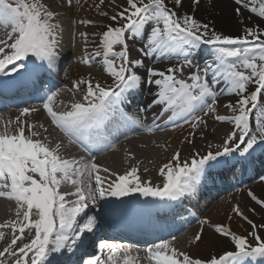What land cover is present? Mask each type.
Returning <instances> with one entry per match:
<instances>
[{
    "label": "snow or ice",
    "instance_id": "obj_1",
    "mask_svg": "<svg viewBox=\"0 0 264 264\" xmlns=\"http://www.w3.org/2000/svg\"><path fill=\"white\" fill-rule=\"evenodd\" d=\"M103 2L100 0L101 4ZM198 3L199 0H193L194 5ZM234 3L238 6L235 9L237 16H242V10H246L264 19V0H234ZM127 5L111 17L113 21L119 17L125 23L119 27L108 25L98 49L91 54L87 53L88 33H80L86 53L81 62L91 65L98 60L102 72L112 78L113 84L104 87L99 83L93 85L90 79L77 81L75 88L79 89L82 84L86 86L84 102L73 103L71 110L66 112L55 111L52 107L55 94L47 95L43 108L51 123L69 138L70 143L75 142L91 152L93 138L102 137L110 123L132 120L123 106L145 82L158 88L151 103L164 106L161 115L171 112L170 123L178 125L183 121L191 123L193 128L203 123L198 113L215 112L219 95L228 94L237 97L234 102L225 104L233 115L216 116L217 120L232 124L223 151L208 152L203 156L197 154L190 162H181L180 153L176 152L171 162L159 170L162 187L154 186L151 181L141 180L137 167L130 168L125 174H117L99 168L94 162L76 166L77 161L62 159L60 144L50 148L41 140L34 141L32 137L39 133L32 130V125H28L30 135L25 136L24 122L18 117L15 134L9 133L7 126L0 132V197L15 200L20 208L26 205V210L19 227L16 222L0 224V228L10 226L13 230L10 244L0 251V264H7V258H12V264H137L138 258L131 256L124 245L106 240L99 243V253L89 254L88 249L95 247L96 241L86 233H93L99 220V217L89 215V203L95 206L99 200H104L110 208L118 209L127 203L122 198L135 194L160 201H179L195 193L196 186L210 175L212 167L229 163L218 157L231 156V162L244 166L255 153L264 154V101L261 100L264 95V30L258 25L246 26L242 36H224L215 29L210 30L209 25L200 23L192 15L178 17L164 0H148L147 3L127 0ZM175 5L179 7L181 0H175ZM79 23L88 25L92 22L81 20ZM0 26L10 28L7 38L0 40V74L36 85L57 70L63 28L56 20V13L41 0H0ZM137 39L143 41L139 49L143 57H183L184 65L197 70L185 80L176 75L183 72V65L166 71L148 67L145 81L138 72L145 68L144 59H130L128 40L135 42ZM117 45L119 51L115 50ZM204 45L209 46L212 61H205L201 68L194 63L193 56ZM250 84L255 87L250 94H245ZM31 111L34 109L25 107L21 109V115H29ZM108 147L111 145H103L101 150ZM85 171L90 178L87 184L72 179V176H83ZM101 171L109 172L115 178L102 179ZM93 174L94 185L91 183ZM64 181L75 185V191L61 193L59 187ZM4 188H10V191L5 192ZM248 195L264 208V199L251 191ZM67 196L75 199L66 200ZM107 197L116 198L120 204H114ZM233 211L243 217L239 206ZM31 216L38 219L32 220ZM26 228L30 230V236L34 229V236L30 242L16 247L17 241L24 239ZM253 228H256L255 224ZM17 229L19 235L15 234ZM215 231L230 238L233 250L218 258L211 256L202 260L191 258L172 247L169 241L161 240L146 248L147 259L151 264H264V240L255 232L252 236L256 246H252L245 237L225 226L218 225ZM194 239L199 242L202 234L197 233ZM106 248L110 251L102 258Z\"/></svg>",
    "mask_w": 264,
    "mask_h": 264
},
{
    "label": "rangeland",
    "instance_id": "obj_2",
    "mask_svg": "<svg viewBox=\"0 0 264 264\" xmlns=\"http://www.w3.org/2000/svg\"><path fill=\"white\" fill-rule=\"evenodd\" d=\"M72 1L73 0H71V3H69L68 0H41L42 3L48 6L49 10L56 13V20L61 25L62 23L58 18L59 13L55 10H58L62 13L71 10L70 15L73 19L76 18V21H73V25H70L72 26V34L70 35V39H72L74 43L83 44L84 54H86L85 44L80 36V33H88L89 43L87 47V53L91 54L94 50L98 49L101 35L104 31L107 30L108 25L119 27L125 23V21L123 19H120L119 17L116 21H113L111 17L117 15L119 12L123 11L124 8L128 7L127 0H104L103 4L100 3V0H86L87 3L83 6L85 8L84 15H82V10L84 8L80 10L77 6L75 8H72L74 6L72 4ZM144 2L147 3L148 0H144ZM164 3L168 8L175 11L178 17H182L185 14L192 15L200 23L209 25L210 30L215 29L218 34L224 36H242L243 30L246 26L254 27L258 25L260 29L264 30V19H261L246 10H242V16H237L235 9L238 6L234 3V0H199V3L196 5L193 4V0H181V5L179 7L175 5V0H164ZM72 11H75L74 14L72 13ZM101 13H105L106 15H102ZM81 20L91 21L92 23L84 25L79 23ZM128 44L130 49V59H144L145 68L139 69L138 72L144 77L145 81L147 80L145 73L148 67L155 68L158 71H166L170 67L179 68L183 65V72H177L176 75L179 79L185 80H187V78L197 70L195 67L184 65L183 57H143L139 51V49L143 46V41L140 39H137L135 42L132 40H128ZM115 50L119 51L120 46L117 45ZM199 52L202 53L201 59L203 61H198V63H196V57H193V61L195 64H199V66L203 68L205 61H212L209 46H202L201 49L196 52V54ZM70 62H72L71 59L66 60L64 67H62L60 71L61 76H64L66 73H68V66ZM89 67V79L92 81L93 85L99 83L104 87H110L113 84L112 78L102 72L101 65L98 60L89 65ZM254 87V84H250L248 87V91L245 94H250L253 91ZM143 88H145V90L141 92ZM157 91L158 88L156 85H150L145 82L138 90H136V93L141 92L140 95H137V99H140L141 105L144 106L146 103L145 98L148 99L150 97H155L154 93H156ZM144 92H146L145 95ZM236 99L237 97L233 95H219L216 105V111L209 112L207 115H205L204 113H198L197 115L201 118L203 123H200L195 128L192 127L191 123H184L183 121H179L177 126L183 127V132L187 137V141L189 142L188 147H192L195 150L200 151V156L206 155L208 152L215 153L217 151H223L225 138L226 135L232 130V124L229 122H221L216 119V116H232L233 113L225 107V104L232 103ZM261 100L264 101V95L261 96ZM162 107L164 106L158 105L157 109L155 111L153 110L150 115H140L136 119V121H138V129L135 133V136L133 134L134 137L142 139L149 136V134H151L154 130L151 129L149 131V124H151V122L158 123V125L156 126H166V123L169 122V116H171V112L165 113L163 117H161ZM4 120L6 123L11 121V119L7 118H4ZM144 121H147L146 125H143L142 122ZM220 126L224 127V131L222 132V134H218ZM165 130L171 129L166 128ZM129 147L130 143L126 144L124 147L125 151L122 149L121 154L127 155L125 154V152L126 149L130 150ZM165 149L169 150V147L167 146ZM223 158L226 157H218V159L220 160H231L230 156L226 159ZM75 161L78 162L77 166L90 164L88 162L89 160L83 158L81 155L78 156ZM211 163L214 164L215 162ZM215 168H218V166ZM257 168L258 166L254 165L251 166L250 169L255 171ZM248 169L249 168H247L246 166H243L242 168H240V166H236L235 168H232L225 172L227 174L226 181L230 185L234 184L232 185V191L223 196L218 195L215 197V199L210 198L209 201L213 202L216 199V201H221L224 198L229 197L227 198L226 210L221 216L220 221H218V223L221 224H216V222L212 221L211 219L207 220V223H204L202 239L199 242L195 241V244L193 245L196 246L197 249L190 251L191 255L194 258H200L202 260H207L211 256H216L218 258L224 252L233 250L234 246L231 244L230 238L222 236L215 231V227L218 225L225 226L231 232L245 237L248 240L249 244L252 246H256V241L252 236L253 232H255V234L258 235L261 240H264V208L256 204L255 201H253L248 195L249 191H251L257 197L264 199V168L257 172V174H259L255 178H248V176L246 175V172L249 171ZM86 175H88L87 172ZM237 178H240V180L243 181H238ZM215 203H212V205L214 206ZM236 206H239L240 211L243 213V217H247V219H244L242 216L237 215L233 211ZM197 210L198 209H194V211L196 212ZM201 213L203 212L200 211V214ZM36 218L38 219V217ZM227 219H233L231 224H226ZM249 221H251L252 223H249ZM191 222L198 223L197 220H191ZM253 224L256 225L255 229L253 228ZM29 231V229H25L24 239L19 240L21 245L30 242L32 236H34L35 230L31 229L32 236L29 235ZM16 233L19 235V231H16ZM173 245H176L175 242L171 244V246ZM208 247H214V251H209Z\"/></svg>",
    "mask_w": 264,
    "mask_h": 264
},
{
    "label": "bare ground",
    "instance_id": "obj_3",
    "mask_svg": "<svg viewBox=\"0 0 264 264\" xmlns=\"http://www.w3.org/2000/svg\"><path fill=\"white\" fill-rule=\"evenodd\" d=\"M86 3H87L86 0H73L72 4L74 6L72 8H75L77 6L79 7L78 9L80 10L84 8L83 6L86 5ZM55 11L59 13L58 18L62 23L63 32L60 38V60L58 63V67L57 70L54 73H52L50 77L55 78L54 77L55 75L56 76L60 75L59 71L62 67H64L66 60L71 59L72 62H70L68 66L69 68L68 73H66L64 76L61 77L58 76L59 80H56V84L49 89L50 90L49 93L55 94L52 104L53 109L57 112H66L71 110V105L73 103L84 102L83 97L86 94V86L82 84L80 85L79 89H77L74 87V84L80 80H89L90 73L88 72H90V67L89 65H86L81 62V58L85 55L83 51L84 49L83 44L74 43L72 39H70V35L72 34V29H71L72 26L70 25H73V21H76V18L73 19L71 17L70 15L71 10L65 13H62L58 10ZM74 12L72 11L73 14ZM84 14H85V8L82 10V15ZM9 31L10 28L4 29L2 26H0V40H5L8 36ZM6 51L8 50L6 49ZM0 76L8 77L3 74H0ZM48 83H51V81H48ZM46 86L48 87V84ZM144 90L145 88H143L141 92H143ZM24 91H28V96L32 98L35 97L34 91L37 93V90L35 89L34 90L24 89ZM141 92L138 93L141 94ZM145 94L146 92H144V95ZM154 99L155 97H150L148 99L145 98L146 103L144 105V110L147 113L146 116L150 115L153 110L155 111L159 105V104L153 105L151 103ZM25 107L34 109V111H31L29 115L22 116L21 109ZM3 111L5 112H3V114L0 116V132H3L5 130V126H7L9 133L15 134L17 130V118L19 117V120L24 122L25 136L30 135L28 125H32L33 126L32 130L39 133L38 136L32 137L34 141L41 140L44 143L48 144L50 148L55 147L56 144H60L61 147H60L59 155L62 159L75 161L78 158V156H80L77 148L69 142V138L66 137L62 132L59 131V129H57L51 123V118L47 115V112L44 110L43 106L28 107L24 105L18 109L14 108L12 111L11 110L10 111L3 110ZM4 118L11 119L12 123L10 124L6 123ZM156 125H158V123L156 122H151V124H149V128L154 129L152 133L149 134V136L142 139L136 137H132L129 140L124 139L125 141H123L120 144V146L117 145L113 147L111 149V152H106L107 154L103 155V157L97 156L92 159H89L88 162L89 163L94 162L99 168L101 169L107 168L110 170V173H117V174H125V172L128 171L130 168L137 167L139 169L138 175L140 176L141 180L151 181L152 185L162 187L163 178L160 176L159 170L164 164L171 162L172 157L176 152L180 153L181 162L184 161L190 162L193 156L197 154L200 155L201 152L195 150L192 147H188L189 142L187 141V137L183 132V127H176L177 126L176 123H170V122L166 124V126H156ZM253 127H254V123H253ZM166 128H170L171 130H165ZM223 128H224L223 126L219 127L218 134H222V132L224 131ZM45 129H47V131H45ZM110 131L113 132V129H110ZM45 137H47V139H45ZM129 143H130V147H129L130 150L126 149L125 152V154L127 155L121 154V150L123 149L125 151L124 147L126 144ZM167 146L169 147V150L165 149ZM255 155H257L255 159L257 160L258 163L261 164V162H264V154L257 152L253 156ZM215 172H219V170L214 169L213 171L210 172V174H213ZM99 174L101 175L102 179L115 178L114 176H110L109 172L101 171ZM206 177L203 178L201 183L196 186V191L194 194H189L183 197V199L185 200L188 199L187 201L189 207L194 209L197 208L198 210L197 212L195 211L193 215H187V213L184 214V218H182V220L187 219V220L195 221L196 219L198 223L193 224V222L192 223L189 222L188 223L189 225H187V223L185 224L182 223V225H184L185 227L184 231H182L183 234H181L180 232L181 235L180 234H179L180 236L177 235L179 236L177 237L178 239L172 242V243L175 242L176 244L173 245L172 247H175L180 252H184L188 254L191 258L194 257L191 255L190 251L197 249L196 246L193 245L195 244L194 238L197 233L202 234L204 230V223L201 222L211 219L212 221L216 222V224H221L218 223V221H220L221 216L226 210L227 198H229V197L224 198L221 201L220 200L216 201L217 200L216 199L215 200L216 203L215 201L209 202L207 201V199L205 201L199 200V196L201 193L200 185L204 192L211 190L210 186L206 187L205 185ZM35 178L39 179L38 176H36ZM72 179H80L81 181L84 182V184H87L90 180L89 176L86 175V172H84V175L80 177L72 176ZM4 183H8V182L4 181ZM91 183H93L94 185V174L93 177L91 178ZM75 188H76L75 185L70 184L68 181H64L61 183L59 187V191L61 193L74 192ZM2 190L8 192L10 191V188H4ZM213 194L214 193H210V197H213L212 196ZM74 199H75L74 196L66 197V200L69 201ZM106 199L113 201L114 204H120V201L116 200V198L107 197ZM122 199L127 202L122 206L127 208L128 210H131V212L134 213H140V211L143 210V206L141 205L144 204L149 206L146 213L154 214L155 210H153V208L150 207V204L154 202L153 203L154 208L158 206L156 201L151 199V197H143L140 196L139 194H135L133 196L125 197ZM165 202L169 204L168 207L169 206L173 207L174 203L178 204V201H164V202H160V204L162 205ZM167 203H165L164 205H167ZM212 203H215L214 206L212 205ZM102 205L105 207H102ZM119 208L118 209L110 208L105 204L104 200H99L95 206L89 203V209H90L89 215H95L97 217L99 216V218H102L105 213V215H110L114 217V216H118L117 214ZM24 210H26V205L24 206V208H20L19 204L15 200H11L6 197H0V224L10 225L12 222H16L17 226L19 227L20 223L23 221ZM145 211L146 210L144 209L142 212ZM200 211L203 213L200 214ZM129 218L131 219V217ZM31 219L36 220L37 218L36 216H31ZM232 221L233 219H227L226 224H231ZM140 223L147 224L144 222L143 218H142V222ZM148 225L154 226L156 225V222L153 220H149ZM137 227H141V226H137ZM95 232L96 231L94 229L93 233ZM0 233L3 234L2 236H0V251H2L6 246L10 244L11 240L13 239V230L10 226L5 228H0ZM15 234L18 235L17 233ZM19 246L22 245L18 240L16 247ZM109 251L110 249L103 250L102 258H106V255ZM209 251H214V247L209 248ZM129 254L133 257L138 258L137 264H151V262L147 259V254L146 255L133 254V253H129ZM121 255H123V251H121ZM7 264H12V258H7Z\"/></svg>",
    "mask_w": 264,
    "mask_h": 264
}]
</instances>
